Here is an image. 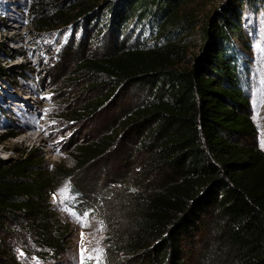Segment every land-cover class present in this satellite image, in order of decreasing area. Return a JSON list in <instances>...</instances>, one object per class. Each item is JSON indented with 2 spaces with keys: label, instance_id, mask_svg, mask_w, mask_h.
<instances>
[{
  "label": "trees",
  "instance_id": "16d2710c",
  "mask_svg": "<svg viewBox=\"0 0 264 264\" xmlns=\"http://www.w3.org/2000/svg\"><path fill=\"white\" fill-rule=\"evenodd\" d=\"M34 1L51 5L50 10H35L39 27L46 28L52 20L92 17L99 0ZM104 1L114 5L108 40L115 49L104 50L103 56H80L74 72L104 75L105 84L111 83L105 100L119 89L122 93L144 84L154 91V98L120 122L123 138L136 139L132 151L149 152V165L146 178H137V191L127 190L115 202L114 219L121 229L114 230V246L138 264H188L187 246L208 225L215 248L228 254L225 264H264V151L257 145L230 50L240 27V0H227L200 24L197 13L185 9V0ZM144 13L156 18L160 37H174L150 48L119 46L120 25ZM194 32L202 47L185 67V39ZM97 108L89 105L87 110ZM111 142L109 135L75 141L70 152L75 165H63L64 176L103 158ZM42 158L29 150L16 160H0V230L22 214L33 222L30 230L39 246L56 250L62 236L41 202L58 175L37 168ZM1 248L0 241V262L5 263Z\"/></svg>",
  "mask_w": 264,
  "mask_h": 264
},
{
  "label": "rangeland",
  "instance_id": "374dc122",
  "mask_svg": "<svg viewBox=\"0 0 264 264\" xmlns=\"http://www.w3.org/2000/svg\"><path fill=\"white\" fill-rule=\"evenodd\" d=\"M226 1L185 0V9L196 12L200 24ZM35 2L0 0V160L10 162L31 150L43 157L37 168L45 174L57 173L41 208L62 240L56 250L40 247L41 241L30 230L33 222L20 214L0 230L1 249L7 254L6 262L0 264H114L115 260L138 264L119 252L111 238L115 229H121L114 219L115 202L127 190L137 191L139 175L146 178L149 152L132 151L136 139L123 138L120 122L136 106L154 98V91L144 84L122 93L119 89L105 100L111 83L105 84L104 75L74 72L73 64L80 56H103L104 50L115 49L108 40L114 5L99 0L92 17L67 23L52 20L41 28L35 10L42 6L50 10L51 5ZM240 2V27L230 50L256 126L257 145L264 151V0ZM156 24L149 13L135 15L120 25L117 44L150 48L174 37H160ZM185 42L182 66L186 67L200 52L202 41L194 32ZM89 105L98 108L87 110ZM102 135L111 137L110 152L66 178L62 167L75 165L70 155L73 143ZM154 179L152 175V183ZM214 242L207 225L187 246L188 264H225L228 254L215 248Z\"/></svg>",
  "mask_w": 264,
  "mask_h": 264
}]
</instances>
